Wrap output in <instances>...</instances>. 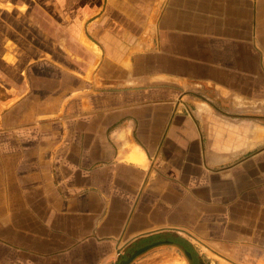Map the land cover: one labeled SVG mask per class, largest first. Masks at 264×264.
I'll use <instances>...</instances> for the list:
<instances>
[{"label":"crops","instance_id":"crops-1","mask_svg":"<svg viewBox=\"0 0 264 264\" xmlns=\"http://www.w3.org/2000/svg\"><path fill=\"white\" fill-rule=\"evenodd\" d=\"M144 248L264 264V0H0V264Z\"/></svg>","mask_w":264,"mask_h":264},{"label":"rangeland","instance_id":"rangeland-1","mask_svg":"<svg viewBox=\"0 0 264 264\" xmlns=\"http://www.w3.org/2000/svg\"><path fill=\"white\" fill-rule=\"evenodd\" d=\"M165 252V254L164 253H162V255L163 256H165V255H170V253H169V251L168 250H166V249H161V252ZM161 252H159V253H161ZM144 254V253H143ZM143 254H140V255H138V256H136L129 264H155V261L157 260V258L156 259H152L151 257H143V256H149V255H143ZM147 254V253H146ZM149 254V253H148ZM151 254V253H150ZM151 255H153V254H151ZM150 255V256H151ZM174 255V254H173ZM204 256L206 255H211V256H213L214 258H216V256H214V254L213 253H211L210 251H208V250H206V252L203 254ZM140 256V257H139ZM159 256V255H158ZM206 258V257H205ZM185 260V261H184ZM184 263H181V264H189V263H187V260L186 259H183L182 260ZM205 261L207 262V261H209L210 262V260L209 259H205ZM157 262V261H156Z\"/></svg>","mask_w":264,"mask_h":264},{"label":"water","instance_id":"water-1","mask_svg":"<svg viewBox=\"0 0 264 264\" xmlns=\"http://www.w3.org/2000/svg\"><path fill=\"white\" fill-rule=\"evenodd\" d=\"M145 250H147V248L141 249L139 252H137L134 256H132L127 262L126 264H129L136 256L140 255L142 252H144ZM187 255L189 257H191L190 253H187Z\"/></svg>","mask_w":264,"mask_h":264},{"label":"flooded vegetation","instance_id":"flooded-vegetation-1","mask_svg":"<svg viewBox=\"0 0 264 264\" xmlns=\"http://www.w3.org/2000/svg\"><path fill=\"white\" fill-rule=\"evenodd\" d=\"M191 260L197 264V262L200 261V259L198 258L197 254L195 252L192 253V258Z\"/></svg>","mask_w":264,"mask_h":264}]
</instances>
